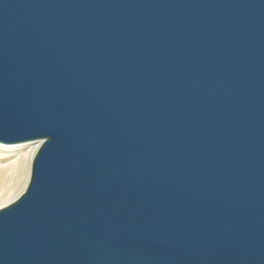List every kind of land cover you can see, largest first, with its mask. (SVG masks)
I'll return each instance as SVG.
<instances>
[{"label":"water","instance_id":"water-1","mask_svg":"<svg viewBox=\"0 0 264 264\" xmlns=\"http://www.w3.org/2000/svg\"><path fill=\"white\" fill-rule=\"evenodd\" d=\"M35 140L0 264H264V0H0Z\"/></svg>","mask_w":264,"mask_h":264},{"label":"bare ground","instance_id":"bare-ground-1","mask_svg":"<svg viewBox=\"0 0 264 264\" xmlns=\"http://www.w3.org/2000/svg\"><path fill=\"white\" fill-rule=\"evenodd\" d=\"M39 145V140L13 144L0 142V207L14 200L25 188L31 162ZM19 185L21 190L7 198L6 195L15 193Z\"/></svg>","mask_w":264,"mask_h":264},{"label":"rangeland","instance_id":"rangeland-1","mask_svg":"<svg viewBox=\"0 0 264 264\" xmlns=\"http://www.w3.org/2000/svg\"><path fill=\"white\" fill-rule=\"evenodd\" d=\"M22 181H23V180H22ZM20 190H21V187H20V185H19V188H18V190L15 191V193H9V195H6V197H7V198H11L12 196H14L13 194H16V193L19 192ZM16 197H17V196H16ZM16 197H15V198H16Z\"/></svg>","mask_w":264,"mask_h":264}]
</instances>
